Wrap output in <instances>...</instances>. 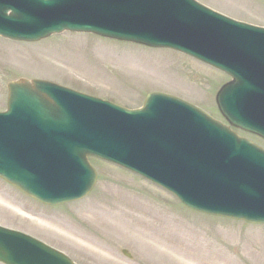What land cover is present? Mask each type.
<instances>
[{
    "label": "water",
    "instance_id": "water-1",
    "mask_svg": "<svg viewBox=\"0 0 264 264\" xmlns=\"http://www.w3.org/2000/svg\"><path fill=\"white\" fill-rule=\"evenodd\" d=\"M156 20L158 28L153 27ZM64 30L169 46L215 65L233 77L217 94L219 109L232 124L256 130L235 114L237 100L255 99L251 84L256 82L237 75L233 65L244 64L233 58V51L264 44V37L250 40L243 31L264 34V29L194 0H0L3 37L36 41ZM227 51V60L220 62ZM85 101L118 114L106 115L108 109H91ZM97 117L99 123L92 124ZM84 119L87 124L81 123ZM256 148L201 110L161 93H150L142 109L129 111L47 81L21 79L9 84L8 111L0 114V177L51 205L91 190L96 174L86 156L92 154L161 184L192 209L264 223V150ZM243 158L254 162L246 160L247 165ZM245 164L247 176L250 168L263 173L228 183ZM0 261L74 264L47 245L2 227Z\"/></svg>",
    "mask_w": 264,
    "mask_h": 264
},
{
    "label": "rangeland",
    "instance_id": "rangeland-1",
    "mask_svg": "<svg viewBox=\"0 0 264 264\" xmlns=\"http://www.w3.org/2000/svg\"><path fill=\"white\" fill-rule=\"evenodd\" d=\"M199 1L230 17L264 26V0ZM5 48L15 60L37 61L32 69L16 68L0 56V110L6 107L9 82L39 78L128 108L141 106L150 91L171 94L223 120L215 95L229 76L177 51L69 32L36 43L0 38V49ZM139 66L143 68L137 72ZM245 134L264 146L255 135ZM90 162L97 173L91 192L60 206L43 205L0 179V226L45 242L75 264H223L224 259L230 264H264V225L194 213L133 173L100 160ZM126 196L149 208L144 215L150 236L162 240L159 244L142 243L135 224L126 233L118 219L106 220L110 231L120 230L126 238L94 221L93 212L133 210ZM78 236L101 242L107 252L84 247L86 241Z\"/></svg>",
    "mask_w": 264,
    "mask_h": 264
},
{
    "label": "bare ground",
    "instance_id": "bare-ground-1",
    "mask_svg": "<svg viewBox=\"0 0 264 264\" xmlns=\"http://www.w3.org/2000/svg\"><path fill=\"white\" fill-rule=\"evenodd\" d=\"M97 49H99L97 47ZM108 50V49H107ZM6 51V52H5ZM109 51H112V50H109ZM0 56L4 57L7 61H9V63H12L14 64V66L16 68H19V67H22V68H26V65L27 67H29L30 69H32V65L34 62H36L37 60L35 59H29V61H25V60H15L9 52H7V49L5 48V50L3 51V49H0ZM115 54L117 52H114ZM143 68V66H139L137 67V72H139L141 69ZM29 69V70H30ZM150 69V68H149ZM147 70H148V67H147ZM126 200H128V205L131 209L133 210H130L127 211V210H122V211H118L117 213H111L110 210H105V211H102V212H93L92 216L94 218V221H97V222H102L105 224L106 228L110 231L111 230V227L108 225V222H106V220H113L114 218L115 219H118L119 221H121L123 224L122 227L125 228L124 230H126L125 232L127 233V231L131 232L132 230V225L135 224V226L137 227L135 229V234H136V237L143 243H149V245H153L152 243L154 242V244H159L160 243V240L159 237H156V238H152L150 235V228H149V225H148V222H147V217L144 215L145 213L148 212V209L149 208H146V205H141L140 203H137L133 198H127L126 196ZM138 209L139 210V214H134L135 211H138V210H135V209ZM144 208V209H142ZM146 209V210H145ZM135 215H138V216H135ZM137 218V219H135ZM149 218V217H148ZM133 220V221H132ZM135 222V223H133ZM110 223V222H109ZM133 223V224H131ZM140 226V227H139ZM115 232V235H119V236H124L127 238V235L122 232V231H110L109 233L111 234H114ZM157 235V234H156ZM78 238H82L81 240L83 242H85V245H83L84 247H93L97 250H100V251H106L107 252V247L106 245L102 244L101 242L99 241H94V240H88L86 238H83V236H78ZM129 238V237H128ZM152 239V240H151ZM162 241V240H161ZM151 242V243H150ZM223 264H230V262L227 260V259H224V262Z\"/></svg>",
    "mask_w": 264,
    "mask_h": 264
}]
</instances>
